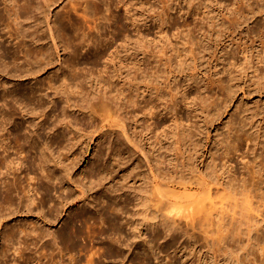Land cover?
<instances>
[{
	"label": "bare ground",
	"instance_id": "6f19581e",
	"mask_svg": "<svg viewBox=\"0 0 264 264\" xmlns=\"http://www.w3.org/2000/svg\"><path fill=\"white\" fill-rule=\"evenodd\" d=\"M58 1L59 0H0V27H1L0 28V174L2 173L3 175V173H5L3 172L5 171L3 169H6L7 171L5 174L12 175V180H13L12 181L10 179L12 182L10 180H9L10 182H8V180L4 178L6 181L4 182L1 181L0 183L1 211L3 209H9V208L11 209V207L15 206L16 200H14V196H15L14 194L15 193L21 194V192L24 193V196L26 194V197L28 198L26 197L25 198L26 200H29L31 204L33 203V201L36 202L37 199L38 200L37 206L43 208L44 206L48 205V207L46 206L48 208V213L50 216L53 215V219H54V215L61 212L60 209H59L60 212L58 211V206H60L58 205L59 203L65 202L64 204L66 206V204H70L73 201H76V205L77 204L79 205L78 208L77 209L75 208L74 210L72 209L73 211L69 213L70 215L68 214L69 220L67 219L66 228L62 229L61 232H58L59 234L57 238H59L63 244H68L69 242H72L76 238L81 237V234H83L81 233L82 228L85 231L86 229H90V227H94L95 224L98 223L99 225L102 224L99 235L104 236L101 238H104V241H106L105 243L108 244L107 252L109 253L110 257L115 256L114 259L116 258V256L122 257L123 255L125 256V254L126 256L129 254H133V252L135 251L139 255V253L141 252V251L139 252V249L145 247L140 257L141 264H150L149 262L150 258L156 261L157 264H173L172 258H169L170 256L169 254L161 258L162 252L164 251L163 249H161V247L162 244L165 243L168 237H172L173 233L176 230L181 229L183 231L182 233L183 236L192 238L195 236L193 231L197 230L205 236L204 238L207 240L206 242L207 245L209 241H211L210 242L211 245L210 246L208 245V250L212 249L211 252L212 258L211 257L210 258L212 260L215 259L213 258L212 255L215 253H218L219 257L222 256L219 260L220 262L222 260V263L218 262L217 260H213V263L215 264H244L243 259H241V256H243L244 259L246 258L248 259L250 255H251L250 257L253 258L248 259L249 264H264V236L262 237L261 236L262 234H260L261 233L260 230L264 228V225L259 224L257 219L256 220L254 219L256 217L252 219L253 222H250V220L243 222L244 218L253 217L254 214L258 212V209H260V207L254 206V203L256 201L254 202V200H252L251 198H255L256 196L250 197L251 193L249 194L248 193L249 190H246V183H242L241 189L237 191V192L240 191V194L244 193V195L247 193L245 195L246 197H243L244 198L243 209L245 210V213L242 211L238 212V217H236L234 221L230 222L228 226H225L223 228V233L219 236L218 239L212 237V232L211 234H209V232L201 228V225L199 223L198 224L200 226H197L193 222L194 218L191 213L183 214V212L185 211L184 209L193 208L194 205L201 204L200 199L210 197L212 186L214 185H219L223 191L229 190L228 192L230 191L235 192L236 189L239 188V186L238 188H236L237 185L235 186V182L237 181V177L235 175L237 174L238 171L240 170L242 171V169H244L243 171L244 173L246 172L250 175L251 177L250 180H252L251 184H253V186L254 184H256V190H259V192L260 190H262L263 193L261 192V194H264V132L261 133L260 127L258 126L254 128V130H256L257 132V135L256 137H253V134L249 132V130L247 129V128L253 129V124L255 123L254 119L257 116L254 110L249 111V107H245L242 113L243 115L239 117V120L237 122H234L232 117L227 121V124L225 126L227 132L224 133L221 138L216 140L215 142L216 149L215 152H212L209 159L210 161H207L206 163L204 161L203 162L201 161L202 168L200 166L194 165L193 162V159L194 158L197 159V157L199 156L198 153L200 148V141L202 140L201 136L205 134L206 131L205 129L207 128L208 124L213 123L214 119H216L217 117L219 118L221 116L219 113L216 114L213 113V111L217 109V102H215L216 100L212 99L211 96L205 95V93L208 92V89L210 90L211 86L216 85L220 90L225 91V93L223 92L226 97L224 100H228L231 97V93L233 92L234 86L238 88H240L239 86H241L240 83L243 79V77L241 76V71L245 72L251 68H252L251 70L252 73L258 70L259 73L255 75L256 78L255 80L253 79L252 81H249L250 82V83L248 82L249 84L248 83L246 85L244 84L242 85L241 88H245L244 86H248V87L255 86L257 90L264 88V68H261L262 66H264V40L261 37L262 31L259 28L256 29L258 35L261 37V43L263 47L261 50H258L257 55L255 57H253V52L250 51L249 53V47H244L242 49L241 53L243 55L245 66L239 69L241 65L239 64L236 67V69L234 68V71L232 70L234 72L233 73L232 71H230L231 68L233 67L231 65V67L228 68L229 71L228 73L230 75V78L228 77V79H226L225 81H222L219 78L215 79L212 76L213 74L217 75L220 72L207 74L208 75L207 81L203 82L204 85H201L200 82L198 83V79H199V74H203V71L201 70L203 63H205V61L209 62V60L215 58L217 62L216 63V67H217L218 64L223 63L222 59H225L222 54L218 58H216L214 55L212 56V54L209 53V50L217 48V46L220 45L221 42L223 41L225 42L226 38L229 36V31L231 30L229 25H233L234 27V25L240 24L239 21L240 16L241 17L247 16V14L241 11L240 8H238V6H237L238 9L237 10L234 9V11L232 12V16L218 13L219 15L226 17L225 19L227 20V23H229L228 25H226L225 22L222 21L223 20L222 17H221L222 19H220L216 14L213 13L215 8H213L212 10L211 5L213 4V2L215 3V5L221 4L219 0H215V1L207 0V2L204 3L196 2V4H200L201 8L206 10L205 11L206 21H204V18L201 21L204 24V26H206L205 29L206 31L201 30L200 32L202 33V31H204L203 35L205 34V38L203 39V41H206L205 43L206 47L205 48L203 47L205 46L203 43L202 44L203 50L201 52L200 51L196 52V49L198 47L195 48L193 45L201 44L202 41L200 42L199 39L198 41H195L196 38L194 37L198 35H195L191 39L192 34L194 35V33H192L191 35L189 34L191 31L194 30V28H191L190 26H193L194 24L191 25L190 19L188 17L187 18L185 17L187 13L189 14V11L181 12L180 16L178 15L181 11V7L177 8L174 13H171L170 12L171 10H169V12L165 14L167 15L166 19H163L165 17L163 12H162L163 13L162 17L163 16L164 17L163 18L161 17L163 20L157 17V19L163 21L164 25L162 23L163 27L158 30L160 32V35L158 34L159 35L158 43H153L155 37L154 39L151 40L147 39L149 41L146 40L145 37H147L148 34L147 32H145L147 34H145L144 31H143L144 34H142V32L141 33L136 32L137 35L138 34L139 35L137 36L135 35L136 33H134L133 39L130 37L131 35L129 36L130 32H128L129 34L127 33V29H126L127 26L133 28L136 26V24H138L135 23V21L137 20L135 18L137 17L134 18L135 15L133 14L130 15L129 12L126 11V9H128L127 5L129 4V2H134L135 0H130V1L128 0H69L68 4L64 6L65 9V11H63L64 15L62 17L58 16L54 20L55 23H52L53 25L55 24V31H54L53 26L51 25L49 20L46 21V18L44 17L43 13L45 12L44 10H46V8L50 6L52 7L53 5L55 6L58 3ZM136 1L135 4L141 3V1L140 2H138V0ZM191 1L192 3H194L195 0H191ZM178 2H180V0H178ZM243 3H246V1L243 0ZM135 4L134 6H136ZM144 5L146 4L144 3ZM248 6L249 4L247 5V7ZM123 7L125 13H123L122 11H117V12L115 11V9L117 8H120L122 10ZM250 8L248 11L247 10L246 11L251 14L253 13L254 9H252L253 7L251 9ZM216 10L217 9H215V11ZM35 12L38 13L42 12L41 15L43 16L42 20H45L44 22H46L47 25V27L46 26L45 27L47 29L45 30L44 28H42L45 30V31L43 30V33L41 32V30L39 31L40 27L44 24L42 23L41 25L42 22L41 21L39 23L36 22L37 23L35 25L36 27L35 26H34L35 28L33 27L34 33L31 34L29 32L30 30H28L29 34L31 35L34 34L33 35L34 37L31 36L30 39H26V40L27 41L29 40V42L30 40H33L32 43L34 42L36 44H40V47H38L37 49L35 48V46H33L35 48L33 54L34 61H32L34 62V67H33L32 65H30L31 62L29 61V57L31 56V51L28 49H24L26 46L25 37L27 36V32L25 33L26 30L22 32L21 27L24 25L20 26V22L22 23V21H25L26 23L27 22L26 19H28V21H32L33 20L32 13L36 14ZM126 12L128 13V15ZM46 13L47 11L45 12V15ZM194 15L192 14L191 17ZM36 16L35 15L33 16L34 21ZM176 16L178 17L179 21L182 20L181 24L180 23L178 24L179 21L177 20ZM65 20H67L75 30L81 31L80 30L81 26L84 30L83 25L86 26L85 29L87 30L89 29L90 31L84 30L89 32L88 34H86L85 32L83 33L82 31L81 33L84 36L85 34L89 35L91 30L101 31L102 29L99 30L100 25L102 26L104 25L103 28L107 30V34L105 33L103 34L106 36L101 40H99L100 38L97 37L96 38L92 36L90 37V35L92 34L89 35V40H91L92 43L89 44L90 51L88 50V52H91V50L93 51H92V55L87 53L88 55L92 56V58L89 57L91 59L88 62V65L84 63L85 60L80 59V54H81L80 50L83 47V45L86 44L87 37L85 36L86 38L85 37L83 38L80 33H79L80 34L79 37H82L81 39H77L78 36H75V38H72V36L69 37L68 33H66L67 32L66 27L63 24ZM125 20L126 23L124 22ZM167 23L169 25H167ZM28 26L30 25L28 24ZM25 28L26 27H24L23 29ZM136 28L138 30V27ZM141 29H143L142 26ZM199 29L198 32L200 31ZM175 31L179 33L186 32L185 36L188 35L187 43H189V48L187 47L188 53L187 52L184 53L185 50L182 52L184 53V55L178 52L179 49L178 51L177 49H173L174 52L177 51L176 53H178L177 57L174 58V60L176 59L175 61H177L178 59V62H175L173 60V57L175 55V54L172 55L173 51L172 52L170 51L171 54L167 53L168 47L164 46L167 45L165 43L168 42L167 38L168 35H170L169 32L175 34ZM37 32L40 34H38ZM44 33H47V35H49V38L51 39L50 43L52 45L51 46L48 45L49 47L44 46L45 43L40 42L43 40L41 38L43 37L42 34ZM101 33L103 32L101 31ZM231 33L232 32H230V34ZM96 34L97 33H95V35ZM47 35L46 38H48ZM135 36L139 37V40H137V38L135 39ZM19 37H21L22 39L21 40L18 39ZM171 37L174 36L171 35ZM179 37L181 38L180 34ZM201 38H203V36ZM16 39L18 40L16 41ZM127 39L128 41L137 40L139 51L138 52L136 51L137 53L135 52L136 54L134 56L131 55L132 54L131 52H130L131 54H124V51L122 53L120 52L122 55L123 54L125 55V56L123 55V57L121 58V56H118L120 55L118 52L119 48L116 49V51L112 49H115L114 47L117 46L118 41L120 42ZM8 40H10L11 42L9 46H7L8 44L5 45L6 44L5 41ZM46 40L47 39H45V41ZM165 40L166 42L162 43ZM59 42L62 44L64 50L68 51V49H70L69 50L70 52L68 51L69 55L67 58L65 57L66 59L64 61L66 64L64 65V67L70 68V71L69 73L67 72L68 74L62 73L64 74L63 79H61L62 75L60 76V78L57 77L59 76L57 70L53 71L52 73L50 72L53 75L50 76L49 73L46 78H41L39 74H43L47 69H50V67L54 65L57 58H59L58 48L61 47L59 46ZM47 43L49 44V42H46V44ZM126 43L127 41L124 42V45H126ZM187 43H185V45ZM133 44L136 46L135 43ZM130 45L132 44L130 43ZM134 45L132 46L135 48ZM176 46L175 48H177ZM212 46L214 48H211ZM184 47L185 46H182L181 48L184 49ZM179 48H180V43H179ZM135 49L138 50L137 46ZM223 49L225 48H222V50ZM54 53L57 56L56 60H54ZM84 54L83 55L81 54V58H84ZM138 55H140V57L142 56V58L138 59L139 58ZM207 56L208 58L207 60H205ZM32 57L33 56H31V58ZM117 57L121 58V59L118 58L119 61L116 62L120 64V65L117 64L119 68L116 65L117 69H119L120 71L119 77L121 76L123 80L122 82L125 81V83H123L122 85L118 84L119 87L117 86L118 89L116 88L117 90H115V92L117 91V93L115 94L116 97L112 96V94L111 96L114 97L115 99L117 98L120 99L121 101H125L124 105H127V107L131 106L132 108L131 112L133 113L132 117L134 118L133 120H135L134 123L136 124V127L135 126L134 127L139 128V131L137 130L136 131L139 133L140 138H142L143 135L144 136L146 135L147 140H152L151 139L152 137L155 138V140L153 139L155 143L152 142L149 143L151 145L149 146L151 147L149 148L150 151L152 150L154 152L157 151L158 149L162 150L163 147L165 148V154L163 158H160V156L158 155L152 157L154 160L153 162L155 163L154 165L159 166L160 164H164L167 162V165L169 166L167 172L162 174L160 170L161 168L159 169V167H157V170L159 169L158 170L159 173L158 174L154 173L151 162L149 161V159L147 161V166L151 171V182L153 184L152 190H149L146 187V189H138L137 191L132 190L131 192L130 190L124 188V186L122 185V182L129 176V174L134 169L137 168L136 165V167L134 166L133 168L130 169V171L126 170V168L128 167V162L131 160L129 157L127 161H124L126 157L125 155L126 154L131 155L130 154L132 152L131 147H134L135 150L137 149L138 151H141V153L143 149L140 148V146L136 143V141H134V139H132L131 136L128 135V132L126 130L127 128L126 122L128 120L124 118L122 114H120V109L123 107L121 105H120L121 108H119L118 106L115 107V105L113 107L112 102L114 101H111L112 103L111 104L109 100L111 96H109L108 93H111V91L113 93L114 91V89L112 90L113 80L111 79L113 77V71L115 72L118 71L115 69L116 67L114 66H113L114 68L112 67L115 61L118 60L116 59ZM235 57L236 56H234V58ZM149 58L151 59L148 60L149 62L147 61V64L151 66L150 69L152 70L151 72H146L145 71L146 67H144L145 68L144 70L142 68L143 67L142 65L146 64L145 62ZM254 58L257 59L256 65L254 64ZM200 61H202V63ZM258 64L259 65L261 64V66H258ZM85 68L88 70H92V72H94L93 70L95 71L97 70L100 74L102 73V75H99L97 73L100 76L99 83L101 82L103 83L101 85L102 87L104 85H107V87H105V91H103L104 93L103 95L100 96L97 93L98 95L96 94L97 96L95 97L88 96L89 98H92L90 102L88 101L89 102L88 104H86L87 102L86 103L83 102L86 99L82 100V97H84L85 95H83L81 98L75 97V99L72 101L69 98L70 94H72V96L75 93L77 94L76 91L77 89H79V87L77 88L78 82H75V80L79 79V75L81 74V71L83 72ZM225 68L223 69V71L224 70L226 71ZM209 69L211 68L209 67ZM124 71H126L125 75H124ZM190 71L191 72L194 71V72L190 74L191 73ZM85 72L87 73V70ZM206 73L204 74V77ZM88 74H90V71ZM180 74L183 75L182 81L185 80L183 85H179L178 83L175 84V81H177L176 78ZM98 75H95V77L97 76L96 78H99ZM114 75L116 76L117 73H115ZM91 76L88 77V80H90L89 78ZM117 77L118 76H116V78ZM92 79L91 81H93L95 78L93 80ZM171 81L175 85L174 84L172 85ZM200 81H202V79ZM20 85L25 86L23 88L20 87L21 92L24 91L26 92H24L25 94L23 93L21 94L19 92L20 97L17 96L18 98H16V96L14 97L12 94L13 92H16L15 87ZM248 87L247 89H249ZM81 88L80 91H82ZM165 90H168V92L166 93ZM101 93L102 92H100V94ZM79 94L77 96H79ZM14 95H16V93ZM59 98H62V100L64 99V103L67 104V106L66 105L60 106V103L62 101H58ZM79 101H82L81 103H84V105L86 104V106L81 107L78 103ZM161 103L162 104L164 103L162 107H161ZM182 107H188L189 109L192 108V110L196 111L197 113L195 114L197 118H195V120L193 118L194 122L192 124H190L191 117L187 115L188 117H190V118L186 117V121L188 122L190 121L189 122L190 125L186 123L188 126L184 122L185 118L183 117L182 114H180L181 112H179ZM66 109L70 111L78 112V114L86 115L87 117L85 119H87V122L90 120L89 129L82 128V126H78V123L73 124L72 121L69 120L67 118V115L65 114ZM133 110L140 111L141 114L139 113V115H142L143 117L142 122L140 119H135L138 117V113H135ZM134 113L137 115H135ZM163 114L165 116L171 114L170 117L167 116L170 118L169 124L165 122L166 119L163 120L164 117ZM124 115L126 116V114ZM191 116H193V114H191ZM130 119L132 120V118ZM92 120H94L95 123L91 122ZM139 120L141 123H138ZM116 130H119L120 134L124 136L125 142L131 143L129 144L130 146L132 145L130 147L131 149L129 148V146H127L128 148L126 147L127 143L124 144L122 141L124 138L121 139L122 137H120L121 139L119 140L120 142L116 143L119 144L118 146L120 147V149L117 146L116 148L118 149L115 148V150H117L118 153L114 155L115 153L114 150V153L113 154L111 153L113 155L112 156L106 152L108 155H110L106 157L105 150L102 147L105 146L106 145L105 142L109 140V139L106 140V138L110 137L111 135L113 136V133L115 134ZM134 131L135 130H133V132ZM118 132L116 134H118ZM231 133L235 135L236 138L235 143H234V138H232L230 135ZM241 140L243 141L245 140L246 142L249 140L254 141L255 144L254 147L255 148L258 147L261 150V153L258 156H256L252 162H246L243 165L239 166L241 163L240 161L244 159V156L242 154H244L245 152H242L241 155H238V157L241 159L239 163H236L232 160L230 167L228 168L226 165L228 160H224L222 166L218 168V163L216 162V158L214 157V154L219 151H221L220 154L222 156H228L230 152H234L235 154L240 148L239 142ZM109 141L111 142V139ZM109 141L107 143H110ZM117 141L118 139L116 140V142ZM95 142L97 143L95 144ZM156 144L157 146L159 145L157 150L155 149ZM124 145L126 147L125 148L126 150L121 151V147ZM97 147H99V150H97ZM109 147L111 146L109 145ZM92 149L93 151L97 152V153L95 152L96 153L95 156H90ZM63 151L69 152L70 153L69 158L70 157L71 158L69 159L66 153H65L66 155H63L62 154ZM147 155L145 154V157H147ZM86 159L90 160L91 161L90 165H92L90 167L88 166L89 167L88 170L91 167L92 168L89 170L87 176L85 175L87 172L84 173L83 171L80 170L78 171L77 169L79 165ZM67 160H71V162L69 163L68 161L67 163ZM125 163L127 164L125 165ZM233 168L234 171L237 170V172L235 173L234 171L232 172ZM118 170L123 171V174L122 175L117 174ZM24 171L27 172L23 177ZM30 173H33V175H31ZM21 175L23 178L21 177ZM8 177L10 178V176ZM1 178L2 177H0V180H2ZM116 178H118V180L116 181V185L109 184L112 181H114V179ZM29 181H31L32 183H30ZM24 182L26 183L24 184ZM238 183L239 182H236V184ZM192 190L196 192L194 194L189 193ZM72 191H74L75 196H73L74 193ZM53 192L54 195H56L55 193L58 194L56 195V199L55 197L53 199ZM131 194L138 199V203H137L138 207H141L144 211V213H142V217H140L141 220L140 224L135 223L133 215L130 214L127 209L131 201V197H132L130 196ZM25 198H23V200ZM19 199L21 200V198ZM261 201L263 200L261 199ZM261 201L259 198L258 202L260 203L258 204L264 205V203L263 202L261 203ZM26 202L29 203L28 201ZM31 204L25 205L26 212L27 210H29L28 212L33 211L30 210ZM61 206L64 207L63 205ZM148 206L153 207L155 209V213L160 214L159 219L160 218L162 219L160 223H158L159 220L156 214V218L158 222H156V224L154 222H152L153 224H150L151 219L145 213ZM261 207L264 208V206ZM13 210L15 209L13 208ZM252 212L254 213L252 214ZM15 213L17 212H14V214ZM235 214H237V212H235ZM8 216L10 217V215ZM120 216H122L125 219L123 220V222L119 221L118 218ZM3 217L4 216H2L1 218ZM44 217L43 219H46V217L45 218ZM55 219L52 221L55 222ZM181 219L186 220L184 224L182 221H180ZM262 222H264V220H262ZM48 224H49V219H48ZM160 224L164 225L163 234H165V236L157 231H156L157 233L152 234L151 237L145 236L144 233L145 229L147 230L152 227L151 229L154 232L155 229H158V226ZM123 225L124 226L126 225L128 227L129 233L127 234L123 233L121 229V227H124ZM39 226L41 229V224ZM36 227L38 226L36 225ZM28 230L30 229L28 228ZM28 230L22 227V229H20L19 232H21V234L24 233L23 234L24 237L28 235H29L28 237H30L31 231H29L30 232L29 233L27 232ZM35 230L37 231V229ZM40 231L38 230L39 233L38 232L37 233H38V237L42 239V237H44V233ZM46 231L47 230H45V232ZM15 234H16L15 232L14 234L12 232L8 234V240H12ZM49 234L47 235L49 236ZM54 234H52V236ZM92 234L94 233L92 232ZM162 235L164 236L165 241L163 240L164 242L162 243L161 241L160 243L159 241ZM55 236L56 235H54V237ZM241 236H244L245 239H242ZM87 239L94 240V236L88 235ZM3 240L5 241L7 240V238ZM35 240L37 241V239ZM15 241L17 242L18 240ZM167 241L169 242L168 245L170 246H172L175 243V240L172 239ZM9 242L11 241H8L7 243ZM7 243L5 244L7 245ZM152 243H154V245H152ZM9 244L11 245L12 243ZM47 244L49 243H46V245ZM53 247L54 246H52V249ZM58 247H59V243H58ZM58 247L56 246L57 249ZM173 247H171L170 249H172ZM8 248L10 247L7 246L6 249H2L0 251V264H31L32 259L31 260L28 259V257L30 256L25 258L24 255L22 254L24 252H20L21 250H19L18 255H16L17 254L16 250L18 249L15 250V248L14 249L10 248L13 251L14 250L16 251V254H14L15 251L12 252L11 254L10 249ZM45 249L43 250L45 251ZM177 249L179 248H176L175 250ZM93 250L95 249L93 248ZM44 251H40L39 249L38 252L44 253ZM257 251L262 256V257L259 256V258H261V260L259 259L260 263H257L259 262L257 261L258 258L256 259L255 257V255L258 253ZM96 252L93 251V253ZM136 252L134 253V256ZM50 253H49L51 255L50 258H52L53 252ZM239 253L242 254L239 255ZM72 255L74 254H71L70 256ZM91 255L93 254L91 253ZM95 255H97V253ZM48 256L49 255H47V257ZM54 257L56 259V256H53V258ZM61 257L63 256L61 255ZM76 258H78V256ZM114 259L111 260L113 261ZM128 259L129 261L131 260L130 258ZM173 259L175 258L173 257ZM53 261L54 260H52V262ZM92 261H93L92 258H89L87 262L89 264ZM37 262H39V259ZM45 263L46 262H44L43 264ZM80 263L81 262H79L78 264ZM53 264L55 263L53 262ZM66 264L68 263L66 262Z\"/></svg>",
	"mask_w": 264,
	"mask_h": 264
},
{
	"label": "rangeland",
	"instance_id": "374dc122",
	"mask_svg": "<svg viewBox=\"0 0 264 264\" xmlns=\"http://www.w3.org/2000/svg\"><path fill=\"white\" fill-rule=\"evenodd\" d=\"M68 1L69 0H59L58 1V3L54 6H50V7H48V8H46V10H44L45 12L47 11V13H46V15H45V12L43 13V15H44V17L46 18V21L47 20H49V22L51 23V25L53 26V28H54V31H55V24L53 25L52 23H55L54 22V20L58 17V16H60V17H62L63 15H64V12L63 11H65V9H64V6L65 5H67L68 4ZM128 1H130V0H128ZM136 1V0H135ZM129 2V4L127 5L128 6V9H126V11L127 12H129V14L131 15V14H133V15H135L134 16V18L135 17H137V18H135V19H137L136 21H138V22H136L135 21V23H138V24H136V26L135 27H130V26H127L126 27V29H127V33L128 32H130V34H129V36L133 39L134 38V36H133V34L134 33H136V32H139V33H141L142 32V34H144L145 32H147V33H145V34H147V37H145L146 38V40L147 39H149V40H151V39H154V37H155V40L153 41V43H158V36L160 35V32L158 31L159 29H161L162 27H163V25H164V23H163V19H166V17H167V15H165V14H167V12H169V10H171L170 12L171 13H174L175 11H176V9L177 8H179V7H181V11H180V13L178 14L179 16H180V14H181V12H187V11H189V14L187 13V15L185 16L186 18L188 17L189 19H190V21H191V25L192 24H194L193 26H190L191 28H194V30L193 31H191L190 32V34L189 35H191L192 33H194V35L192 34V37H191V39L195 36V35H198V36H196V37H194V38H196L195 39V41H198V39L200 40V42L202 41V43L201 44H198V45H193L195 48H197L196 49V52H201L202 50H203V48H202V44L204 43V45L205 46H203L204 48L206 47V41H203V39L205 38V34L203 35V32L204 31H206L205 29H206V26H204V24L201 22L202 21V19L204 18V21H206V13H205V9H203V8H201V5L200 4H196V2L198 3V2H200V3H204V2H207V0H195L194 1V3H192V1L191 0H180V2H178V0H138V2H140L141 1V3H139V4H135L136 2ZM146 1V2H145ZM191 1V2H190ZM215 1V0H214ZM244 1H246V3H243V0H219V2H221V4H216L215 5V3L213 2V4L211 5L212 6V10H213V8H215V9H217L216 11H215V9H214V11H213V13L214 14H216L220 19H222L223 18V20L222 21H224L225 22V24L226 25H228L229 23H227V20L225 19L226 17L225 16H221V15H219V14H226V15H230V16H232V12L234 11V9L235 10H237L238 8H240V10L241 11H243L245 14H247V16L246 17H241L240 16V19H239V21H240V24H236V25H234V27H233V25H229L230 26V28H231V30L229 31V36L226 38V40H225V42L223 43V42H221L220 43V45H218L217 46V48H214L213 46L211 47V48H214V49H211V50H209V53H211L212 54V56L214 55L216 58H218V57H220V55L222 54L223 56H224V58L225 59H222V61H223V63L222 64H218L217 65V67H216V60H215V58H212L211 60H209V62H207V61H205V63H203V66H202V71H203V74H199V79H198V83L200 82V84L201 85H204L203 84V82H206L207 81V78H208V75L207 74H213L214 72H220V73H218L217 75H215V74H213L212 76L215 78V79H221L222 81H225L226 79H228V77L230 78V75H229V71H228V68H230L231 67V65L233 66L232 68H231V70L230 71H234V68L236 69V67L239 65V64H241L240 65V67H239V69L241 68V67H243V66H245V63H244V59H243V55H242V49L244 48V47H249V53H250V51L251 52H253V57H255L256 55H257V52H258V50H261L262 49V47H263V45H262V43H261V37H262V39L264 40V0H256V1H254V0H244ZM144 3L146 4V5H144ZM249 4V6L252 8V9H254V11H253V13H248L247 11L249 10V6L247 7V5ZM134 4L136 5V6H134ZM142 4V5H141ZM247 4V5H246ZM121 5V4H120ZM244 5H246V6H244ZM131 6V7H130ZM193 6V7H192ZM237 6H238V8H237ZM121 7V6H120ZM256 7V8H255ZM114 8V7H113ZM171 8V9H170ZM250 8V9H251ZM263 8V9H262ZM47 9H49V10H47ZM120 8H117V9H115V11L117 12V11H122L123 13H125V10H124V7L122 8V10L120 9ZM227 9H228V11H227ZM62 10V11H61ZM130 10V11H129ZM247 10V11H246ZM263 10V11H262ZM204 11V12H203ZM262 11V12H261ZM126 12V13H127ZM131 12V13H130ZM136 12H137V14H136ZM147 14H145V13ZM159 12V13H158ZM163 12L164 13V18L162 17V15H163V13L161 14V13ZM203 12V13H202ZM256 12H259V13H256ZM36 14H34V13H32V21H28V19H26L27 20V22L25 23V21H22V23L20 22V26L21 25H24V26H22L21 27V30H22V32H24L25 30V33L27 32V38L25 37V40L26 39H30L31 38V36L32 37H34L33 35H31L32 33H34V28L36 27L35 25L37 24V23H39V22H41V25H42V23H44L41 27H40V29H39V31L41 30V32L43 33V30L45 29H47L46 27H47V25H46V22H44L45 20H42L43 18V16H41L42 15V12L41 13H38V12H35ZM50 13V14H49ZM58 13V14H57ZM190 13H191V15L193 14H195L194 16H192L191 17V15H190ZM219 13V14H218ZM39 14V15H38ZM60 14V15H59ZM62 14V15H61ZM157 14V15H156ZM183 14V13H182ZM36 16V18H35V21H34V18H33V16ZM49 16V18H48V16ZM57 15V16H56ZM127 15H128V13H127ZM161 15V16H160ZM176 15V14H175ZM47 16V17H46ZM142 16V17H141ZM146 18H145V17ZM160 16V17H159ZM205 16V17H204ZM40 17V18H39ZM144 17V18H143ZM154 17V18H153ZM157 17L158 18H161L162 20H159V19H157ZM200 17H201V19H200ZM222 17V18H221ZM44 18V19H45ZM141 18V19H140ZM142 18H143V20H142ZM176 18H177V20L179 21V19H178V17L176 16ZM51 19H52V21H51ZM145 19H146V21H145ZM194 19H195V21H194ZM225 19V20H224ZM25 20V19H24ZM40 20V21H39ZM128 21V20H127ZM142 21V22H141ZM143 21H144V23H143ZM162 21V22H161ZM24 22V23H23ZM37 22V23H36ZM125 23H126V20L124 21ZM181 22H182V20H180L179 22H178V24L180 23L181 24ZM198 22H200V23H198ZM35 23V24H34ZM139 23H141V24H139ZM142 23H143V25H142ZM147 23V24H146ZM162 23H163V25H162ZM196 23V24H195ZM28 24L30 25V26H28ZM32 24V25H31ZM63 24L65 25V27H66V33H68V35H69V37H71L72 36V38H75V36H80V34H81V36L84 38L85 36L87 37H85L86 39H87V42H86V44H87V46H88V48H87V46H86V44H84L83 45V47L81 48V50H80V53L83 55L84 53V58H81V54H80V59H82V60H85L84 61V63L86 64V65H88V62L90 61V59L92 58V51L93 50H91V52H88V50H89V44H91L92 42H91V40H89V35L90 34H92V35H90V37L92 36V37H94V38H100L99 40H101L102 38H104L106 35H103L104 33L105 34H107V30L106 29H104L103 27H104V25L102 26V25H100L99 27V30H101L103 33H101V31H95V30H91V32H90V34L89 35H86V34H88L89 32H87V31H90L89 29L87 30V29H85V27L86 26H84L83 24H81V25H83V27H84V30H87V31H84L83 30V28H82V26H81V31H79V30H75L74 28H73V26H71L70 25V23L67 21V20H65L64 22H63ZM162 25V26H161ZM167 25H169L168 23H167ZM195 25H197V26H195ZM32 26V27H31ZM35 26V27H34ZM46 26V27H45ZM141 26H142V28L143 29H141ZM159 26H161V27H159ZM200 26V27H199ZM202 26V27H201ZM236 26V27H235ZM24 27H26L25 29H23ZM34 27V28H33ZM71 27V28H70ZM136 27H138V30H137V28ZM140 27V28H139ZM200 29H199V28ZM1 28V27H0ZM28 28H30V29H28ZM31 28H32V30H31ZM42 28H44V29H42ZM131 28V29H130ZM257 28H259L261 31H262V36L260 37L259 35H258V33H257ZM70 29V30H69ZM103 29H104V31H103ZM128 29H130V30H128ZM134 29V30H133ZM136 29V30H135ZM198 29L200 30L199 32H198ZM28 30H30L29 32L31 33V34H29V32H28ZM44 30V31H45ZM106 30V31H105ZM141 30V31H140ZM201 30H204V31H202V33H200L201 32ZM33 31V32H32ZM38 31V32H39ZM73 31V32H72ZM83 31V33L85 32L86 34H85V36L84 35H82V32ZM92 31H93V33H92ZM143 31H144V33H143ZM37 32V33H38ZM48 32V31H47ZM159 32V33H158ZM230 32H232L231 34H230ZM72 33V34H71ZM80 33V34H79ZM95 33H97V34H101L100 36L99 35H95ZM184 33V34H183ZM183 33H179V32H176L175 31V34L174 33H171V32H169V34L170 35H168V42H166V40L164 41V42H162V43H165V44H167V45H164V46H167L168 48V50H167V53H169V54H171V52L173 51L174 52V50L173 49H177V51H178V49H179V53H182L184 50V53L185 52H187L188 53V48H189V43H187V41H188V35L187 36H185V34H186V32H183ZM197 33V34H196ZM38 34H40V33H38ZM49 34V33H48ZM79 34V35H78ZM159 34V35H158ZM179 34H180V36H181V38L179 37ZM183 34V35H182ZM202 34V35H201ZM30 35V36H29ZM43 35V37L41 38V39H43L42 41H40L41 43H45V45L44 46H46V47H49L48 45H52L50 42H51V39L49 38V35H47V33H44V34H42ZM46 35H47V37L49 38H46ZM94 35V36H93ZM135 35H137V33L135 34ZM139 35V34H138ZM137 35V36H138ZM149 35V36H148ZM171 35L172 36H174V37H171ZM176 35V36H175ZM133 36V37H132ZM137 36H135V39L137 38V40H139V37H137ZM171 37V39H170V37ZM183 36V37H182ZM203 36V38H201ZM77 37V39H81L82 37H79L78 38ZM157 37V38H156ZM177 37V38H176ZM185 37V38H184ZM214 37H215V35H214ZM4 38H6V37H4ZM179 38V39H178ZM182 38H183V40H182ZM18 39H22L21 37H19ZM18 39H16V41L18 40ZM45 39H47L46 41H45ZM185 39V40H184ZM24 40V41H25ZM50 40V41H49ZM137 40L135 41V40H129L128 41V39L127 40H123V41H118V43H117V46L118 45H120V46H116V47H114L115 49H112V50H115L116 51V49H118L117 51L119 52V54L120 55H118V56H121V58L123 57V55L124 54H131V55H135L138 51H139V46L137 45L138 44V42H137ZM149 40H147V41H149ZM182 42H181V41ZM9 41V42H8ZM8 41H5V45H7V46H9L10 44H11V42H10V40H8ZM32 41L33 40H30V42H29V40L27 41H25V48L24 49H28V50H30L31 51V56H33L32 58H31V56L29 57V61L31 62V64L30 65H32L33 67H34V62H32V61H34V50H35V48L37 49L38 47H40V44H36V43H32ZM90 41V42H89ZM127 41V43H126V45H124V42H126ZM133 41H135V42H133ZM169 41H170V43H169ZM172 41V42H171ZM177 41V42H176ZM180 41V42H179ZM15 42V41H14ZM46 42H49V44L47 43L46 44ZM180 43V48H179V43ZM187 43L186 45H185V43ZM30 43V44H29ZM31 43H32V45H31ZM130 43L132 44V45H134L133 43H135L136 44V46H137V49L138 50H136L135 48H136V46H135V48L132 46V45H130ZM169 43V44H168ZM182 43V44H181ZM29 44V45H28ZM122 44V45H121ZM177 46H176V45ZM190 44H192V43H190ZM188 45V46H187ZM28 46V47H27ZM31 46V47H30ZM33 46H35V48L33 47ZM59 46H61L62 48H63V46H62V44L59 42ZM85 46H86V48H85ZM126 46V47H125ZM130 46V47H129ZM175 46L177 47V48H175ZM182 46H185L184 47V49L183 48H181ZM226 46H227V48H226ZM61 47H59V48H61ZM172 47V48H171ZM174 47V48H173ZM188 47V48H187ZM58 48V52H59V58H57V60H56V55H55V53H54V60H56L55 61V63H54V65H52V67H50V69H52V70H50V69H47L43 74H39V76L41 77V78H46L47 76H48V74L51 72H53V71H55V70H57V72H58V75L59 76H57V77H59L60 78V76L62 77L61 79H63V77H64V74H68L69 73V71H70V68H67V67H64V65H66L65 64V59L68 57V55H69V53H68V51L70 50V49H68V51L67 50H64V48L62 49H59ZM122 48V49H121ZM129 48V49H128ZM170 48V49H169ZM187 48V49H186ZM222 48H225V49H223L222 50ZM33 49V50H32ZM121 49V50H120ZM131 49H132V51H134V52H132L131 51ZM183 49V50H182ZM87 50V51H86ZM128 52H127V51ZM130 50V51H129ZM181 50V51H180ZM198 50V51H197ZM215 50V51H214ZM226 52H225V51ZM241 50V51H240ZM53 51V50H52ZM65 53H64V52ZM86 51V52H85ZM90 51V50H89ZM115 51H113V52H115ZM124 51V54L122 55L121 53ZM137 51V52H136ZM171 51V52H170ZM176 51V52H177ZM230 51V52H229ZM70 52V51H69ZM121 52V53H120ZM127 52V53H126ZM131 52V53H130ZM136 52V53H135ZM172 52V55H174V57H173V60H174V58H176L177 57V55H178V53H176V52H174L173 53ZM208 52V51H207ZM213 52V53H212ZM215 52V53H214ZM91 54V55H88V54ZM184 53H182V55H184ZM235 53V54H234ZM237 53V54H236ZM88 56V57H87ZM125 56V55H124ZM234 56H236L235 58H234ZM66 57V58H65ZM89 57H91V58H89ZM138 59H140V58H142V56L140 57V55H138ZM118 58H120V57H117L116 59H118ZM120 58V59H121ZM207 58H208V56L206 57V59L205 60H207ZM151 58H149V59H147L146 60V64H144V65H142L143 67V69L145 70V68L144 67H146V72H151V70L152 69H150L151 68V66H149L148 64H147V61L148 60H150ZM176 60V59H175ZM174 60V61H175ZM256 60L257 59H255L254 58V64L256 65ZM119 61V59L118 60H116L115 61V63H114V65H112V67L114 66V67H116L115 69L116 70H118V71H113V77H115V78H111L113 81H112V90L114 89V91H113V93H112V91H111V93H108V95L109 96H111V94H112V96H114V97H116V93H117V91L115 92V90H117L118 89V84H123V83H125V81L124 82H122L123 80H122V77L120 76L119 77V69H117V66L118 65H120V64H118V63H116V62H118ZM62 62V63H61ZM64 62V63H63ZM149 62V61H148ZM175 62H178V59H177V61H175ZM201 63H202V61H200ZM33 63V64H32ZM118 64V65H117ZM117 65V66H116ZM147 65V66H146ZM90 66V65H89ZM258 66H261V64L259 65L258 64ZM63 67H64V69H63ZM113 67V68H114ZM131 67V66H130ZM136 67V66H135ZM147 67H148V69H147ZM209 67L211 68V69H209ZM226 67V68H225ZM68 70H67V69ZM118 68H119V66H118ZM226 69V71L224 70L223 71V69ZM261 68H264V66H262ZM60 69V70H59ZM61 69H63V70H61ZM150 69V70H149ZM87 70V73L85 72ZM123 70V69H122ZM252 68L251 69H249V70H247V71H241V76L243 77V79H242V81H241V86H239L240 88H238V87H235L234 86V88H233V92L231 93V97L228 99V100H224L226 97H225V91L223 90H220L216 85H214V86H211L210 87V90L208 89V92L207 93H205V95H209V96H211L212 97V99H214V100H216L215 102H217V109H215V111H213V113H219L221 116L218 118H216V119H214V121H213V123H211V124H208V126H207V128L204 130L205 131V134H203L202 136H201V141H200V148H199V153H198V157H197V159L196 158H194L193 159V162H194V165H196V166H200L201 168H202V163H201V161L203 162H207V161H210L209 159H210V156H211V154H212V152H215V149H216V146H215V142H216V140H218L219 138H221L222 137V135L224 134V133H226L227 131V129H226V124H227V121L232 117L233 118V120H234V122H237L238 120H239V117H241L243 114V111H244V109H245V107H249V111H252V110H254V112H256V114H257V116H256V118L254 119V124H253V129H250V128H247L248 130H249V132H251L252 134H253V137H256V135H257V132H256V130H254V128H256V127H260V130H261V133L262 132H264V88H262V89H256L255 88V86H244L245 88H241L242 87V85H246L249 81H252L253 79L255 80L256 78H255V75H257L258 73H259V70L258 71H254L253 73H252ZM89 71H90V74H88L89 73ZM94 72H92V70H88V69H84L83 70V72L81 71V74L79 75V79L78 80H75V82H78L77 84V88L79 87V89H77V94L75 93L73 96H72V94H70L69 95V98L71 99V101L72 100H74L75 99V97H79V98H81L83 95H85L84 97H86V98H84V97H82V100H85V101H83L84 103H86V104H88L89 102H90V100L92 99V98H89V97H92V96H97L98 94L101 96V95H103L104 93H103V91H105V87H107V85H104L103 87L101 86L103 83L101 82V83H99V79H100V76L99 75H102V73L100 74L97 70L95 71V70H93ZM210 71V72H209ZM232 71V72H233ZM68 72V73H67ZM87 74H85V73ZM191 72V71H190ZM189 72V73H190ZM194 72V71H193ZM193 72H191L190 74H192ZM207 72V73H206ZM228 74H227V73ZM49 74L50 76L51 75H53V74ZM62 73H64V74H62ZM93 75H92V74ZM96 73V74H95ZM99 75H98V74ZM115 73H117V75L116 76H118L117 78H116V76L114 75ZM206 73V75H205V77H204V74ZM234 73V72H233ZM232 73V74H233ZM126 74V71H124V75ZM133 74V73H132ZM87 76V78H86V76ZM92 75V76H91ZM95 75H98L99 76V78H96L95 77ZM215 75V76H214ZM83 76V77H82ZM89 76H91L89 79L90 80H88V77ZM141 76V75H140ZM95 79H94V78ZM180 77V78H179ZM182 77H183V75L182 74H180V75H178L177 76V78H176V80L177 81H175V84L176 83H178L179 85H183L184 84V81H182L183 79H182ZM56 78V77H55ZM95 80V81H97V82H95L93 79ZM118 78H119V80H118ZM91 79L93 80V81H91ZM98 79V80H97ZM121 79V80H120ZM124 79V78H123ZM202 79V81H200ZM81 80V81H80ZM118 80V81H117ZM180 80V81H179ZM141 81V80H140ZM32 82H34V81H32ZM80 82V83H79ZM88 82H90V83H88ZM115 82V83H114ZM122 82V83H121ZM83 83V84H82ZM97 83H99V84H97ZM171 83H172V85L174 84L172 81H171ZM218 83V82H217ZM250 83V82H249ZM248 83V84H249ZM117 84V85H116ZM174 84V85H175ZM199 84V85H200ZM81 87H83L84 88V91H83V88H81ZM84 85V86H83ZM237 85V84H236ZM101 86V87H100ZM116 86V87H115ZM118 86V87H117ZM16 87H18V88H16ZM15 87V89H16V92H13V96L15 97L16 96V98H18V97H20L19 95H20V93L22 94H25L24 92H26V91H24V92H21V89H20V87H25L24 85H20V86H16ZM247 87L249 88V89H247ZM254 87V88H253ZM80 88L82 89V91H80ZM117 88V89H116ZM169 90V89H168ZM168 90H165V92L167 93L168 92ZM193 91H194V89H193ZM20 92V93H19ZM79 92H80V94H79ZM100 92H102L101 94H100ZM115 92V93H114ZM224 92V93H223ZM16 93V95H14ZM98 93V94H97ZM223 93V94H222ZM79 94V96H77ZM82 94V95H81ZM92 94H94V95H92ZM97 94V95H96ZM18 96V97H17ZM72 96V97H71ZM89 96V97H88ZM109 96H108V98H109ZM110 97V103H111V101H114V102H112L111 104L113 105V107H114V105H115V107H119V108H121V106L123 107V108H121L120 109V114H122V116H124V118H126L128 121H130V122H128L126 119V123H127V128H126V130H127V132H128V135L129 136H131V138L132 139H134V141H136V143L140 146V148H142L143 150H142V153H141V151H138L137 149L135 150V148L134 147H131L129 144H131V143H127V142H125L124 140H125V138H124V136H122L121 134H120V131L119 130H116L115 132L117 133L118 131V134H114L113 133V136L111 135L110 137H108V138H106V140L107 139H111V144L110 143H107L108 141H106L105 143H106V145L105 146H103L102 148L105 150V154H106V157H108V156H110V155H112L113 153H114V150H115V148H116V146L120 149V147L118 146L119 144H116V143H119L120 141L119 140H121V139H123L122 141H123V143L124 144H126V147L127 146H129V148L131 147L132 148V152L130 153L131 155H125L126 157H125V159H124V161H127L128 160V158L130 157V160L131 161H129L128 162V167L126 168V170L127 171H130V169L131 168H133L134 166L136 167V165H137V168L136 169H134L130 174H129V176L122 182V185L124 186V188H126V189H128V190H130L131 192H132V190L133 191H137L138 189H146V187H147V189H149V190H152L153 188V184H152V182H151V171H150V169L148 168V166H147V161H148V159H149V161L151 162V164H152V167H153V171H154V173H156V174H158L159 173V169L161 170V173L163 174V173H165V172H167V170L169 169V166L167 165V162L166 163H164V164H160L159 166H157V165H154L155 163L153 162L154 160H153V157L152 156H155V155H158V156H160V158H163V156H164V154H165V148L163 147V149L161 150V149H158V147H159V145L157 146V144H156V146H155V149L157 150V151H150V149L149 148H151V147H149V146H151L149 143H155L154 142V140H155V138L154 137H152L151 139L153 140H147V137H146V135L144 136H142V138H140V136H139V133L137 132V131H139V128H135L136 127V124L134 123L135 122V120H133L134 118L132 117L133 116V113L131 112L132 111V108H131V106H128L127 107V105H124L125 104V101H121L120 99H115L114 97ZM88 98H89V100H88ZM59 99H61V100H59ZM58 99V101H62L61 103H60V106H67V104H65L64 103V99L62 100V98H59ZM112 99H115V100H112ZM119 100V101H118ZM89 101V102H88ZM190 101V100H189ZM82 101H79L78 103H79V105L82 107V106H86V104L84 105V103H81ZM116 102V103H115ZM118 102V103H117ZM123 103V105H122V103ZM158 103H160V102H158ZM62 104V105H61ZM64 104V105H63ZM164 104V103H163ZM163 104L161 103V107L163 106ZM32 105V104H31ZM121 105V106H120ZM30 106V105H29ZM129 108H131V109H129ZM183 108V109H182ZM181 109H180V111L179 112H181L180 114H182L183 115V117L185 118L184 119V122H185V124L186 123H188L189 124V122H190V124H192L194 121H193V118H194V120H195V118H197L196 116H195V114H197L196 113V111H194V110H192V108H188V107H182ZM186 108V109H185ZM188 108V109H187ZM127 109H129V110H127ZM67 110V109H66ZM65 110V114L67 115V118L69 119V120H71L72 121V123L73 124H76V123H78V126H82V128H86V129H89V124H90V120L87 122V119H85L87 116L86 115H82V114H78V112H74V111H70V110H67L66 111ZM125 110V111H124ZM122 111V112H121ZM127 111V112H126ZM134 111V110H133ZM139 110H136V111H134L135 113H138V117L137 118H135V119H140L141 120V122H142V119H143V117H142V115H139V113H140V111L138 112ZM194 111V112H193ZM67 112V113H66ZM68 112H70V113H68ZM73 112V113H72ZM129 112H131V113H129ZM191 112V113H190ZM198 112V111H197ZM72 113V114H71ZM75 113V114H74ZM77 113V114H76ZM134 113V114H135ZM188 113V114H187ZM124 114H126V116L124 115ZM128 114V115H127ZM130 114H132V115H130ZM141 114V113H140ZM191 114H193V116H191ZM248 114H249V112H248ZM68 115H69V117H68ZM135 115H137V114H135ZM164 115V114H163ZM163 115H162V117H163ZM190 116L191 117V120L188 122V121H186V117H188V116ZM141 116V117H140ZM167 116H171V114H168V115H164V117H163V120H165V122L167 123V124H169L170 123V118L169 117H167ZM195 116V117H194ZM217 116V115H216ZM76 117H77V119H76ZM190 117H188V118H190ZM130 118H132V120L130 119ZM169 119V120H168ZM79 120V121H78ZM140 120H139V122L138 123H141L140 122ZM81 122V123H80ZM91 122H94L95 123V121L94 120H92ZM129 123V124H128ZM131 123V124H130ZM81 124V125H80ZM189 124V125H190ZM187 125V124H186ZM135 126V127H134ZM188 126V125H187ZM133 130H135L134 132H133ZM137 130V131H136ZM244 131V130H243ZM5 132V131H4ZM133 132V133H132ZM1 133H3V132H1ZM136 133V134H135ZM138 133V134H137ZM115 135H117V136H115ZM119 135V136H118ZM121 135V136H120ZM231 135V137L232 138H234V143H235V140H236V138H235V135L233 134V133H231L230 134ZM114 137H119V138H117L118 139V141L116 142V138H114ZM120 137H122L121 139H120ZM116 139V140H115ZM113 141H115V142H113ZM242 141V142H241ZM240 142H239V149H238V151L234 154V152H230V154L228 155V156H222L220 153H221V151H219V152H217V153H215L214 154V157L216 158V162L218 163V168L219 167H221L222 166V164H223V162H224V160H228L227 161V163H226V165H227V167L229 168L230 167V164H231V162H232V160L234 161V162H236V163H239V161L241 160L239 157H238V155H241L242 154V152H245L244 154H242L243 156H244V159L242 160V161H240L241 163H240V165L239 166H241V165H243L244 163H246V162H252L254 159H255V157L256 156H258L260 153H261V150L258 148V147H254V141H243V140H241ZM97 142H95V144H96ZM228 144V143H227ZM109 145L111 146V147H113V148H111V147H109ZM125 145L124 146H122L121 147V151H124V150H126L125 148ZM107 148V149H106ZM108 148H109V150H108ZM111 148V149H110ZM118 148H116V149H118ZM128 148V147H127ZM130 148V149H131ZM97 150H99V147H97ZM110 150H111V152H110ZM113 150V151H112ZM64 152V151H63ZM62 152V154L63 155H68V158H69V156H70V153L69 152H64L63 153ZM94 152V153H93ZM96 151H93V149L91 150V153H90V156H95V154L97 153H95ZM108 154H110V155H108ZM144 152V153H143ZM162 152V153H161ZM66 153V154H65ZM112 153V154H111ZM118 152H117V150H115V153H114V155L115 154H117ZM141 153V154H140ZM147 153H148V155H147ZM161 153V154H160ZM145 154L147 155V157H145ZM143 155H144V157H143ZM113 156V155H112ZM67 157V156H66ZM168 157V156H167ZM71 158V157H70ZM69 158V159H70ZM196 159V160H195ZM68 161H69V163L71 162V160H67V163H68ZM90 163H91V161L90 160H88V159H86L85 161H83L80 165H79V167L77 168L78 169V171L80 170V171H83L84 173H86L85 175L87 176L88 175V173H89V170L92 168H90L89 170H88V168L90 167V166H92V165H90ZM89 164V165H88ZM127 163H125V165H126ZM130 164V165H129ZM167 165V166H166ZM229 165V166H228ZM89 166V167H88ZM157 167H159V169L157 170ZM80 168V169H79ZM84 169V170H83ZM170 169H172V168H170ZM3 170H5V171H3V172H5L6 173V169H3ZM234 171V168L232 169V172ZM244 171V169H242V171L240 170V171H238L237 172V170L236 171H234V173L235 172H237V174L235 175L236 177H237V181L236 182H239L238 184H236V182H235V186H236V188H238V186H239V188L238 189H236V193L235 192H233V191H230V192H228L229 190H226V191H223L222 189H221V187L219 186V185H214V186H212V191H211V194H210V197H208V198H204V199H200L201 200V204H198V205H194L193 206V208H187V209H184L185 211L183 212V214H187V213H191L192 215H193V218H194V223L197 225V226H200L201 225V228H203V229H205V231H207V232H209V234H211V232H212V237L213 238H215V239H218L219 238V236L223 233V228L225 227V226H228L229 225V223L230 222H232V221H234V219L236 218V217H238V212H240V211H242V212H244L245 213V210L243 209V197H246L245 195L247 194H245L244 195V193H241L240 194V191L239 192H237L238 190H240L241 189V184L242 183H246V190H249L248 191V193L250 194V197H255V198H251L252 200H254V206H258V207H260V209H258V212L256 213V214H254V216L253 217H250V218H248V217H246V218H244L243 219V222H245V221H247V220H250V222H253L252 221V219L254 218V217H256V218H254L255 220L257 219V221H258V223L259 224H261V225H264V222H262V220H264V208L263 207H261V206H264L263 204L261 205V204H258V203H260V202H258L259 201V198H260V201H261V199L263 200V201H261V203L263 202L264 203V196H262V195H264V194H261V192L263 193V191L262 190H260V192H259V190H256V184H254V186H253V184H251V182H252V180H250L251 179V177H250V175L248 174V173H244L243 172ZM27 171H24V174H23V177L25 176V173H26ZM29 172V171H28ZM243 172V173H242ZM5 173H3V175H2V173L0 174V177H2L1 179L2 180H0V183H1V181L2 182H4V181H6L5 179H7L8 180V182H10L11 180H12V175H8V174H5ZM6 176H5V175ZM31 175H33V173H30ZM117 174H119V175H122L123 174V171H120V170H118L117 171ZM30 175V176H31ZM248 175V176H247ZM3 176H5V177H3ZM8 176H10V178L8 177ZM8 177V178H7ZM21 177H22V175H21ZM22 177V178H23ZM5 178V179H4ZM4 179V180H3ZM11 179V180H10ZM243 179V180H242ZM10 180V181H9ZM118 180V178H116V179H114V181H112L111 183H109V184H111V185H116V181ZM150 180V181H149ZM239 180V181H238ZM244 180H245V182H244ZM13 181V180H12ZM11 181V182H12ZM32 181V180H31ZM31 181H29L30 183H32ZM87 181H88V179H87ZM86 182V181H85ZM26 182H24V184H25ZM109 184H107V185H109ZM2 185H4V184H2ZM73 193H74V191H72ZM129 192V191H128ZM151 192V191H150ZM196 191H194V190H192V191H190L189 193H191V194H194ZM16 194H17V196H16ZM56 195H58L57 193H55ZM261 194V195H260ZM15 196H14V200H16V202H15V206H13V207H11V209L13 210V208L15 209V210H11L10 208V210L9 209H3L2 211H1V209H0V216L2 217V216H4L3 218H1L0 217V251L2 250V249H6L7 248V246L8 247H10V248H12V249H14L15 248V250L16 249H18V250H16L17 251V254H16V251H15V253L14 254H16V255H18V252H19V250H21L20 252H24V253H22L23 255H24V257L25 258H27L28 256H30V257H28V259H32V262H31V264H43L44 262H46L45 264H53V262L56 264H58L60 261V263L59 264H66V262L69 264H78L79 262H81L80 264H88V260H89V258H92V262L91 263H89V264H127V263H132V264H141L140 263V257H141V255H142V251L145 249V247H142V248H140L139 249V255L137 254V252H136V254H135V256H137V257H135L134 256V253L135 252H133V254H129V255H127L126 256V254H125V256H126V258H125V256L123 255L122 257H120V256H116V258L114 259V257L115 256H112V257H110L109 256V253L107 252L108 250H107V248H108V244L107 243H105L106 241H104V238H101V237H104V236H101V235H99L100 234V228L102 227V224L101 225H99V223L98 224H95V226L94 227H90V229H86L85 231H84V229L82 228V231H81V233H83V234H81V237H79V238H76L75 240H73L72 242H69L68 244H63L61 241H60V239L59 238H57V236H58V232H61V230L62 229H65L66 228V223H67V219L69 218V213H71L75 208L77 209L78 208V204L76 205V201H73L72 203H70V204H66V206H65V202H61V203H59L58 205H60V206H58V211H59V209H60V213H57L56 215H54V219H55V222L54 221H52V220H54L53 219V215L52 216H50L49 215V213H48V205H46V206H44L43 208L42 207H39V206H37L38 204V200L36 199V202H34L33 201V203L31 204V202H29V200H26V198H28V197H26V194H25V196H24V193H22L21 192V194L20 193H15L14 194ZM29 195H31V194H29ZM56 195H54V192H53V199H54V197H55V199H56ZM199 195V194H198ZM198 195H197V197H198ZM244 195V196H243ZM258 195V196H257ZM22 196V197H21ZM73 196H75V193H74V195ZM130 196H132L131 197V201H130V203H129V206H128V212L130 213V214H132L133 215V217H134V220H135V223L136 224H140L141 223V220H140V217H142V213H144V211H143V209L141 208V207H138V199L135 197V196H133L132 194L130 195ZM16 197V198H15ZM26 197V198H25ZM200 197V196H199ZM201 197H203V196H201ZM17 198H18V200H17ZM19 198H21V200H23V198H25L24 200H25V202H24V200L23 201H21ZM258 199V200H257ZM18 201H19V203H18ZM26 201H28L29 203H27ZM22 202V203H21ZM24 202V203H23ZM253 202V201H252ZM21 203V204H20ZM17 204V205H16ZM19 204V205H18ZM26 204H31V206H30V210H33V211H30V212H28L29 210H27V212H26V207H25V205ZM21 205H23V206H21ZM61 205H63L64 207H62ZM70 205V206H69ZM140 205V204H139ZM68 206V207H67ZM134 206V207H133ZM19 209H18V208ZM38 207V208H37ZM63 209H62V208ZM73 207V208H72ZM137 207V208H136ZM42 208V209H41ZM46 208V209H45ZM99 208H101V207H99ZM17 209V210H16ZM22 209V210H21ZM62 209V210H61ZM66 209V210H65ZM73 209V210H72ZM263 209V210H262ZM7 210V211H6ZM9 210V211H8ZM20 210V211H19ZM36 210V211H35ZM39 210V211H38ZM47 210V211H46ZM71 210V211H70ZM5 211H6V213H5ZM20 213H19V212ZM22 211V212H21ZM24 211V212H23ZM38 211V212H37ZM40 211H41V213H40ZM57 211V212H58ZM3 212V213H2ZM13 212V213H12ZM14 212H17V213H15L14 214ZM37 212V213H36ZM235 212H237V214H235ZM2 213V214H1ZM10 213V214H9ZM40 213V214H39ZM45 213V214H44ZM145 213L148 215V217L151 219V223L150 224H153L152 222H154L155 224H156V222H158V220H159V222L158 223H160L161 222V218L159 219V216H160V214L159 213H155V209L153 208V207H150V206H148V208L146 209V211H145ZM254 212H252V214H253ZM39 214V215H38ZM42 214V215H41ZM58 214H60V215H58ZM69 214V215H68ZM156 214H157V218H158V220H157V218H156ZM8 215H10V217L8 216ZM12 215V216H11ZM38 215V216H37ZM251 215V214H250ZM8 216V217H7ZM40 216V217H39ZM45 216L46 217V219H43V217ZM68 216V217H67ZM123 216V215H122ZM122 216H120L118 219H119V221L121 222H123V220H125ZM44 217V218H45ZM50 217V218H49ZM67 217V218H66ZM52 218V219H51ZM121 218H123V219H121ZM163 218V217H162ZM2 219V220H1ZM43 221H42V220ZM48 219H49V224H48ZM4 220V221H3ZM46 220V221H45ZM69 220V219H68ZM1 221H3V222H1ZM180 221H182L183 222V224H184V222L186 221L185 219H181ZM42 222V223H41ZM45 222V223H44ZM52 222H54V223H52ZM69 222V221H68ZM62 223H63V225H62ZM200 225H199V224ZM35 224V225H34ZM41 224V229H40V225ZM224 224V225H223ZM36 225L38 226V227H36ZM43 225V226H42ZM63 226V227H62ZM78 226H79V223H78ZM98 226H100V227H98ZM124 226V225H123ZM152 226V225H151ZM22 227L23 228H25V229H27L28 230V228L30 229V230H28L27 232H29V231H31V233H30V237H32V238H30V237H28V236H25L24 237V233H22L21 234V232H19V230L20 229H22ZM28 227V228H27ZM35 227V228H34ZM42 227H43V230H42ZM39 228V229H38ZM45 228V229H44ZM152 228V227H151ZM151 228H149V229H145V236H149V237H151V235L152 234H155V233H157V232H160V233H164L163 232V230H164V225H159L158 226V229H155V231L153 232L152 231V229ZM18 231H17V230ZM35 231H33V230ZM35 229H37V231L35 230ZM121 229H122V231H123V233L124 234H127V233H129V230H128V227L125 225L124 227H121ZM38 230L40 231V232H43L44 233V237H42V239L41 238H39L38 237ZM45 230H47L46 232H45ZM33 231V232H32ZM49 231V232H48ZM89 233H88V232ZM157 231V232H156ZM13 233L14 234V232L16 233L15 234V236L12 238V240H8V234H10V233ZM19 234H18V233ZM38 232V233H37ZM92 232L94 233V234H92ZM190 232H191V230H190ZM194 232V234H195V236L194 237H192V238H189V237H187V236H183V231L181 230V229H178V230H176L174 233H173V235H172V237H168L167 238V240H175V243L172 245V246H170V245H168V241L166 240H164V236H165V234H163L162 236H161V238H160V243H161V241H162V243L165 241V243L164 244H162V247H161V249H163L164 251L162 252V257L161 258H163L165 255H170L169 256V258H172V262H173V264H215V263H213V260H217L218 262H220L219 260H220V258L222 257V256H220L219 257V254L218 253H215V254H212L213 255V258H215V259H211L212 258V256H211V252H212V249H209L208 250V245L210 246L211 245V241H209V243H208V245L206 244V242H207V240L204 238L205 236L202 234V233H200L199 231H197V230H194L193 231ZM260 234H262L261 236L263 237L264 236V228L263 229H261L260 230ZM35 233H36V235H35ZM45 233H46V235H45ZM49 233H51V234H49ZM55 233V234H54ZM85 233V234H84ZM47 234H49V236L51 235L52 236V234H54V235H56L55 237H54V235L51 237H49ZM4 235H5V237H4ZM32 235V236H31ZM34 235H35V237H34ZM83 235V236H82ZM88 235H90V236H94V240H96V241H94V240H89V239H87L88 238ZM98 235V236H97ZM45 236H46V238H45ZM4 237V238H3ZM16 237V238H15ZM21 237H22V239H21ZM29 239H28V238ZM244 236H241V238L242 239H245V237L243 238ZM254 237H255V235H254ZM7 238V240L8 241H11V242H9V243H12L11 245L9 244V243H7L8 241L7 240H5V241H7V242H5L3 239H6ZM25 238V239H24ZM26 238H27V240H26ZM35 239H37V241L35 240ZM39 239H40V241H39ZM58 239V240H57ZM78 239V240H77ZM15 240H18L17 242L15 241ZM21 240H22V242H21ZM27 242H26V241ZM29 240V241H28ZM54 240V241H53ZM55 240H56V242H55ZM88 240V241H87ZM99 240H100V242H99ZM103 240V241H102ZM164 240V241H163ZM77 241V242H76ZM92 241V242H91ZM98 241V242H97ZM16 242V243H15ZM25 242V243H24ZM36 242H37V245H36ZM55 244H54V243ZM104 242V243H103ZM5 243H7V245L5 244ZM20 243V244H19ZM43 243V244H42ZM46 243H49V244H47L46 245ZM52 243H53V245H52ZM58 243H59V247H58ZM80 243H81V245H80ZM9 244V245H8ZM57 244V245H56ZM84 244V245H83ZM90 244V245H89ZM28 245V246H27ZM54 246L53 247V249H52V246ZM89 245V246H88ZM152 245H154V243H152ZM12 246V247H11ZM41 246V247H40ZM45 246V247H44ZM56 246L58 247V249L56 248ZM80 248H79V247ZM93 246V247H92ZM174 246V247H173ZM3 247H5V248H3ZM18 247V248H17ZM27 247H28V249H27ZM43 247V248H42ZM47 247V248H46ZM69 247V248H68ZM72 247V248H71ZM171 247H173L172 249H173V251H172V249H170ZM207 247V248H206ZM10 248H8V249H10ZM38 248V249H37ZM42 248V249H41ZM46 248V249H45ZM59 248H60V250H59ZM77 248H79V249H77ZM93 248L95 249V250H93ZM176 248H179V249H177L178 250V252H177V250H175ZM12 249H10V252H11V254H12V252H14ZM26 249V250H25ZM36 249V250H35ZM39 249H40V251H44L43 249H45V251H44V253H39L38 251H39ZM50 249H52V250H50ZM66 249H68V250H66ZM98 249V250H97ZM23 250V251H22ZM55 250V251H54ZM72 250H73V252H72ZM75 250V251H74ZM83 250V251H82ZM88 250H90V251H88ZM95 251L96 252V250H97V255H95L96 253H93V251ZM174 250H175V252H174ZM211 250V251H210ZM48 251V252H47ZM53 252L52 253V255L53 256H56V259H55V257L53 258V256H52V258H50L51 257V253L50 252ZM71 251V252H70ZM79 251V252H78ZM88 252V253H86V252ZM102 251V252H101ZM167 251H169V252H167ZM172 251V252H171ZM59 252H61V253H59ZM171 252V253H170ZM178 254H177V253ZM258 252V251H257ZM256 252V253H257ZM48 253V254H47ZM50 253V254H49ZM58 253V254H57ZM67 253H69V254H67ZM83 253H84V255H83ZM87 255H86V254ZM91 253L93 254V255H91ZM102 253V254H101ZM167 253V254H166ZM175 254V255H173V254ZM255 253V254H256ZM56 254V255H55ZM71 254H74V255H72V256H70ZM121 254V253H120ZM123 254V253H122ZM242 253H239V255H241ZM47 255H49L48 257H47ZM60 255V256H59ZM61 255L63 256V257H61ZM66 255V256H65ZM88 255H91V256H88ZM42 256H44V257H42ZM70 256V257H72V258H68V257ZM78 256V258H76ZM84 256V257H83ZM85 256H87V257H85ZM95 256V257H94ZM139 256V257H138ZM215 256V257H214ZM251 256V255H250ZM248 257V259H250L251 257ZM259 256L260 257H262L261 255H260V253L258 252L256 255H255V257H256V259H257V261H259V259L261 260V258H259ZM41 258V260H40V258ZM47 257V258H46ZM60 257V258H59ZM124 257V258H123ZM173 257L175 258V259H173ZM211 257V258H210ZM39 259V262H37L38 261V259ZM62 258V259H61ZM84 258H86V259H84ZM88 258V259H87ZM107 260H105V259ZM120 258H123V259H120ZM128 258H130L131 260L129 261V259ZM253 258V257H252ZM251 258V259H252ZM69 259H70V261H69ZM77 259V260H76ZM111 259H114L113 261L111 260ZM119 259V260H118ZM128 259V260H127ZM241 259H243V262H244V264H249V261H248V259L246 258V259H244L243 258V256H241ZM37 260V261H36ZM47 260H51L50 262L49 261H47ZM52 260H54L53 262H52ZM60 260V261H59ZM79 260V261H78ZM84 260H86V261H84ZM116 260V261H115ZM121 260V261H120ZM122 260H123V262H122ZM137 260V261H136ZM36 261V262H35ZM118 261V262H117ZM119 261H120V263H119ZM129 261V262H128ZM154 260L152 259V258H150L149 259V262H150V264H155L156 263V261H154ZM41 262V263H40ZM43 262V263H42ZM105 262V263H104ZM108 262V263H107ZM115 262V263H114ZM138 262V263H137ZM220 263H222V260H221V262ZM257 263H260V261L259 262H257ZM157 264V263H156Z\"/></svg>",
	"mask_w": 264,
	"mask_h": 264
}]
</instances>
